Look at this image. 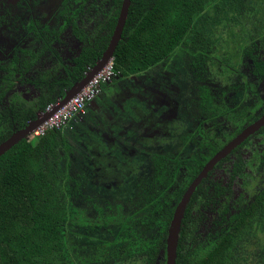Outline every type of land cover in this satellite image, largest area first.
I'll list each match as a JSON object with an SVG mask.
<instances>
[{
  "label": "trees",
  "instance_id": "1",
  "mask_svg": "<svg viewBox=\"0 0 264 264\" xmlns=\"http://www.w3.org/2000/svg\"><path fill=\"white\" fill-rule=\"evenodd\" d=\"M261 1L131 0L112 57L115 75L102 86L98 103L111 113L120 114L122 111L110 100L120 86H128L131 79L159 73L165 68L171 76L175 64L183 67L187 80L192 77L199 83L195 91L200 123L218 117L233 124L240 117L246 123L252 122L264 103V15H261L264 0ZM121 2L64 0L58 27L44 26L41 30L27 17L29 8L24 7V15L15 18L1 2L4 14L0 21L6 28L24 27L36 39L25 46L20 36L17 37L15 45L1 58L0 143L35 120L48 105L63 99L95 65L109 43ZM95 4L101 12L94 10ZM91 11L104 17L103 22L94 23L98 29L92 33V27L86 24ZM8 21L12 22L7 24ZM66 30L78 47L70 60L62 58L55 45L62 43L60 36ZM36 40L39 46L35 45ZM177 52L185 57L179 65L175 63L178 58H172ZM165 60L162 67L158 66ZM47 63L50 66L43 67ZM235 77L239 79L232 80ZM252 79L261 83L260 96L257 85L250 83ZM17 84L38 91L37 100L31 106L4 101ZM240 87L243 96L234 103L232 90L239 91ZM123 96L126 99V91ZM131 96L134 97L121 102L125 110L137 101L136 95ZM67 126L49 130L33 141L23 139L0 156V264H52L54 260H69L73 264H156L160 254L162 261L158 264H165L167 229L175 208L166 190L173 181L175 169L165 166L164 158L170 159L172 153L149 152L153 172L149 179L142 180L137 192L129 194L132 195L127 202L97 200L99 203H96V198L83 196L84 205L91 206V213L86 207L75 205L81 198L82 176L75 179L68 173L69 154L74 151L69 140L76 133L72 125H69L71 131ZM85 136L76 134L74 140L80 141ZM90 140L86 153L93 159V152L98 149L101 153L103 146L94 134ZM92 141L98 144L96 148ZM218 145L215 142L201 159L190 157L189 160L196 161L200 169ZM206 146L199 144V147ZM138 157L128 159L139 161ZM175 157L177 161L179 156ZM237 169L242 170L235 164L234 174ZM205 184L203 180L197 186L185 210L175 264H232L238 246L249 235L257 237L263 228L264 186L248 204L241 206L233 200L237 203L226 205L218 212L207 238L198 239L196 224L201 226L203 214L210 209L217 211L224 194L229 192L218 182L207 187ZM194 202L203 204L197 216L192 214ZM83 243L91 256L86 259L79 255L78 246Z\"/></svg>",
  "mask_w": 264,
  "mask_h": 264
},
{
  "label": "flooded vegetation",
  "instance_id": "2",
  "mask_svg": "<svg viewBox=\"0 0 264 264\" xmlns=\"http://www.w3.org/2000/svg\"><path fill=\"white\" fill-rule=\"evenodd\" d=\"M2 14L4 13H1V3H0V17ZM29 16L30 15H28L27 17ZM0 23L1 26L2 24H5L1 21ZM159 73L157 71H155L154 73L151 72L150 74L152 75L157 74L154 77H150L148 76V74L141 75L139 79L130 80L129 81L130 84H128V86L121 87L118 84L120 86V90H118L119 92L117 91L118 93L115 91V93H113V95L110 97V100L122 111L120 114H114L111 113L110 111L108 112L103 111L105 107H103L100 103H98V97H99L98 96L89 105H87V108L84 113L86 115L82 116L81 118L77 117L73 121L80 119L79 120L80 126L84 127V129L86 130L84 134L82 135L80 134L81 136L86 135L85 137H81L80 140L83 141L82 145L85 148V150L87 145H90L89 143H91L90 136L93 135V133H95L96 136H98L101 139V145L103 146V151L99 153L98 149H96V151L93 152L95 153V156L92 161L93 162L95 161L97 164L95 165L94 162L93 163L94 166L99 167L98 170L101 173L103 174L107 173L108 175H105V177H107V179L108 177H110L108 181H110L111 182L110 184L114 186L117 185L124 186L128 183L127 186H130L131 189V186L133 185L130 191V193L132 194H133V189H135L134 192H137L138 189L140 188V185L142 184L141 182H143L142 180L149 179L153 172L152 163L150 161V155H149V152L152 150L151 148L158 147L157 150H152L157 154L172 153V157H170V159L164 158L165 166L168 167L170 166L171 168L175 169V175L173 177V181L171 185L167 188L166 193L169 195L171 203H173L175 205L174 207H176L179 201L181 200L183 194L185 193V191L188 189L190 184L195 180V178L199 175V173L202 171V169L205 167L208 161L218 151H220L226 144H228L231 140H233L240 132H242L247 126L251 125L262 115H264V113H262L263 110L261 108L262 105L261 104L260 110L255 115L256 119H254L250 123H246L245 118H241V117L238 118L236 120L237 122L234 124L230 123L227 119L225 120L224 117H218L214 120L212 119L200 123L198 120L199 119L198 117H200V113L197 110L198 97L196 95L195 90H194V94H195L194 97L192 96L190 97L192 103L190 106H188L190 107L189 112L183 111L185 108H187L186 104L179 105L178 101L174 102V100L168 98L165 93L166 90L169 88L175 93L181 95V97L179 98H181L182 100L183 98L182 95H185V93H182V90L179 89V86L177 85L176 81L179 80V78L184 79L183 74H180L181 76L178 75L175 78L176 80H173L174 81L173 82L168 78L169 72H167L165 69H162ZM171 73L172 76L174 73L173 72ZM148 78H150L149 82L154 86V88H151L150 86L145 87L141 83V81ZM239 83L243 85L242 81H239ZM250 83L257 85V89L259 91V96H260L261 83L258 82L256 79H252ZM241 88L242 87L239 88L240 89L239 92L241 91ZM125 91L127 92L126 99L123 96ZM121 95L123 96V98H120ZM131 95H136L134 99H136L137 102L140 103V105L141 103L142 104L144 103L146 105L148 109L146 113H140V109L138 108L137 110L136 106L133 105V103H130L126 110L122 107L121 102L129 100L130 97H134ZM116 98L117 99L120 98V100H117ZM231 99L234 102L233 98ZM253 99L254 101H256L257 98L254 96ZM234 103H238V102H234ZM152 104H154L155 106ZM128 110L131 113L130 112L127 113ZM132 113L136 115L138 121L140 120V124L142 126L143 134L142 135L139 134V142L137 144V147L140 148V152L145 155V158L139 161L138 160L132 161L128 159L129 156H127L126 158L123 156V159L125 158L123 160L122 158H118L116 155L118 151L120 152V155H122L123 153L119 145V144L122 145L123 142L120 143L121 138L119 136L134 135L132 134L133 132H131V134L127 133L126 131L128 128L125 127L126 125L130 126L133 123ZM188 122H191L190 125L191 128L187 126ZM228 125H231L233 128L230 130V127ZM215 126H217L216 130L214 129ZM90 131H92L93 133ZM263 131H264V126L260 127L253 134L249 135L245 140H243L240 144L234 147L229 154H227L224 158L219 160L207 172V175L201 180V182L203 180H206L205 187L218 182L222 186L230 190L231 185L229 183L232 181L233 182L232 189L235 188L238 191L236 195L237 197L236 200H238V196L241 194V190L239 189V183L244 180V175L246 174L244 167L246 165L244 166L245 161L242 159V156L240 155L239 157L238 156L235 157L236 156L235 154H237V152L241 148L244 149L246 145H250L251 142L253 143L256 142L258 136L260 137ZM114 133L118 134L116 136L118 137L119 143H116V138L114 137ZM159 139L160 141L158 142ZM146 140L152 141L153 144L147 143ZM92 142L94 144V147L96 148L98 144L95 141ZM215 142L219 144L217 151L202 164V167L200 169H198L199 165L196 163V161L189 160V158L196 157L198 159H201V155L208 154V150L211 148L213 144H215ZM199 144H203L207 146L199 147ZM129 155L130 157L133 158L135 155L138 154L135 153V150H133ZM175 155L179 156L177 157L178 158L177 161H175V159L173 158L175 157ZM234 157L235 160L232 161V158ZM235 164L241 167L242 170L237 169L236 173L234 174L233 168ZM107 166L110 168L106 169ZM223 166L224 167L227 166L228 171H224ZM220 169H223L222 178L218 179V177L216 178L213 177V174ZM122 170H125V172L126 170H128L130 176L133 173L136 179L135 182L132 181L128 182L129 180L128 178L121 179L124 178L123 176L120 179H118V175ZM122 174H124V171L122 172ZM237 181H238V188L235 187ZM180 185L181 187L177 188ZM196 188L192 192L189 202L192 196L194 195ZM210 191L211 190L209 189L208 192ZM227 194H229L228 191L224 194L223 198ZM131 195H128V198H130ZM175 201L177 202L175 203ZM238 201H240V199ZM196 203L197 202H194L191 206L192 214H194L193 208L196 205ZM248 203L249 202H247V204Z\"/></svg>",
  "mask_w": 264,
  "mask_h": 264
},
{
  "label": "rangeland",
  "instance_id": "3",
  "mask_svg": "<svg viewBox=\"0 0 264 264\" xmlns=\"http://www.w3.org/2000/svg\"><path fill=\"white\" fill-rule=\"evenodd\" d=\"M64 0H0V3L3 2L4 5L3 7L10 9V13L13 17H19V16H23L24 15V7L25 8H29V13L30 16L29 18L31 19V22H33V24L35 25V27L37 28V30H41L42 27L44 26H48L50 28H57L58 25L60 24V21L58 19V15L60 13V9H61V4ZM260 2H262L261 0H258ZM21 2L20 6L18 7V3ZM94 10H98L99 12H101V10L99 9V5L95 4ZM264 15V5L261 8V15ZM26 17V16H25ZM24 17V18H25ZM89 20L87 21L86 24L89 25V27H92V30L90 31V33L96 31L98 29V25L94 26V23L96 22H103L104 21V17L102 16L101 13H96L95 11H91L90 12V16L87 17ZM12 21H8L7 24H10ZM20 36V39L22 40V43H25L26 45H29L30 43H34L35 41V36L34 33L31 31H28L26 28L24 27H19L16 26L15 28H6L5 24L0 23V61L1 58L3 59L4 54H6L5 52L10 50L11 47L13 45H15L17 37ZM62 38V43H58L55 44L56 47H58L59 50V55L64 58L65 60H70L72 57H74V55L77 54V44L72 40V38L70 37L68 31L66 30L64 32L63 36H60ZM37 42V43H36ZM36 44L35 45H40L38 43V41L36 40ZM20 43V42H19ZM21 43V46H22ZM37 48H35L36 50ZM172 58L177 59L178 61H176L175 63L178 64L179 61H183V59L185 58L183 56V54L181 52H177ZM166 60L161 63L158 66H161L162 64H165ZM49 63L44 64L43 67H49L48 66ZM175 67H172V71H173V79L170 78L172 76H170L168 74L169 79L172 80H176L175 78L180 74H184V69L183 67L180 65V68H178L175 64H173ZM179 65V64H178ZM163 66V65H162ZM161 66V67H162ZM42 67V68H43ZM177 68V70L175 69ZM166 69V68H165ZM170 69V68H169ZM179 69V70H178ZM245 70V68H244ZM160 74V73H159ZM157 75V74H156ZM156 75H152L150 73H148V76L150 77H154ZM184 79L179 78V80H177V85L179 86V89L182 90V93H185V95H182V100L181 95L175 93L174 91L170 90L169 88L166 90V95L168 98H171V100H174V102L178 101L179 105L180 104H186L187 108H185L183 111H190V106L192 101L190 99V97H194V90H195V85H199V83L194 82L192 77H189L188 80H186L187 78V74L183 75ZM139 79V78H137ZM149 79H144L143 81H141V83L147 87L150 86L151 88H154V86L149 82ZM160 79V78H159ZM239 77H235L232 80H238ZM132 80V79H131ZM182 81V82H181ZM174 82V81H173ZM189 82V84H187ZM233 82V81H232ZM128 84H130V82H128ZM185 89V90H184ZM239 89V88H237ZM116 90V89H115ZM233 93H231L232 98L234 100V102H238V100L240 99V97L242 96L241 91H236L235 89L232 90ZM264 94V91H263ZM12 95V96H11ZM38 97V91L35 90L33 87H29L23 84H17L15 86V90L11 91L8 96L5 98V102L6 104H10L11 101L14 102L15 104H17V106H19L20 104H25L26 107L31 106L32 103L35 102V100H37ZM16 100V102L14 100ZM133 105L136 106L137 110L138 108L140 109V113H146L147 112V107L146 105L143 103H138L137 101H134ZM184 108V106H183ZM262 110L264 109V103L261 105ZM88 110V109H87ZM103 111L108 112V109H104ZM130 111L128 110L127 113H129ZM131 113V112H130ZM41 113H39L37 116H39ZM133 114V113H132ZM86 114H82V116H85ZM133 120H132V125H126L125 127H127V133L131 134V132H133L132 134L134 135H129V136H119L120 139V143L123 142V144H119L123 153L122 155H120V152L118 151L116 153L118 158H122L123 156L126 158L127 156L130 157V153L131 151L135 150V153L138 154V158L140 160L145 158V155L142 154L140 152V148L137 147V144L139 142V134L142 135V126L140 124V120L138 121V118H136V115L133 114L132 115ZM80 119H77L75 121H71L68 126L66 127V129L70 130L69 125H72L73 130L75 131L76 134H84L85 133V129L84 127L80 126ZM220 122V121H219ZM217 122V123H219ZM221 124V123H220ZM191 122H188L187 126H189L191 128ZM133 126V127H132ZM230 127V130L233 128L231 125H228ZM188 127V128H189ZM208 127V126H207ZM228 127V128H229ZM217 126L214 127V129L216 130ZM207 129V128H206ZM92 132V131H90ZM33 133V132H32ZM31 133V135H29L26 140L28 141H33L34 140V135ZM93 133V132H92ZM73 137V135L70 138V145L73 147L74 151L72 153L69 154V161L71 163V166L69 167V175L72 178L75 179H79V176H82V180L80 182V194H81V198H79V200H77V202L75 203V205L79 208H83L86 207L89 212L92 213L91 206L89 203H87L86 205H84V201H83V196H87L89 195L90 198H96L94 200V202H105V200L108 201H128V195L130 194V191L133 187V185L131 186H127L128 183L124 186L122 185H117V186H112V187H107V185H109L111 182L108 181L107 177H105V175H108L107 173L103 174L101 173L98 169L99 167H95L94 166V162L92 161L93 159L90 157V155H88L86 153L85 148L82 145L83 141H79L77 140V142L74 140L76 137ZM94 136L96 135L95 133H93ZM118 135L117 133H114V137L116 138V143H119L118 141V137L116 136ZM152 150H157L158 147H152ZM235 157H239L240 155L242 156V159L245 161L244 162V169L246 174L244 175V180L242 182L239 183V189L241 190V194L238 196V200L240 199V201L236 200L237 197V193L238 191L233 188L232 189V185L233 182L231 181L229 184L231 185V189L229 190V194H227L222 200L219 206V209L217 211H214L212 209L209 210V212H206L203 214V222H204V228H202L203 226V222L201 223V226L198 227L196 224V234L197 236L199 235L200 238L198 239H206L208 236V231H210V229H212L213 227V223L214 220L217 219V215L218 212L227 205L230 206L232 203H237L236 201H238L239 205L243 206L244 204H246L247 202L252 201V199L254 198L255 195L258 194V192L261 190V188L264 186V131L262 132L261 136L257 138L256 142H251L250 145H246L245 148H241L237 154H235ZM235 157L232 158V161L235 160ZM124 158V159H125ZM123 159V160H124ZM95 165L96 162H95ZM103 166V165H102ZM224 171H228L227 166L224 167L223 166ZM223 169L217 170L214 174L213 177H218V179H221L223 176ZM124 171V174H122V172ZM132 173V172H131ZM102 176V177H101ZM124 178H121V177ZM129 179V181L135 182V176L132 175L130 176V173L128 170H122L120 172V174L118 175V179ZM100 184V187H95V185ZM184 184V183H183ZM182 184V187H183ZM178 185V184H177ZM176 185V186H177ZM105 186L107 187L105 189ZM175 186V187H176ZM174 187V188H175ZM181 187L178 186L177 188ZM235 187L238 188V181L237 184H235ZM176 189V188H175ZM135 189H133L134 191ZM174 194V192H173ZM98 198V199H97ZM98 200V201H97ZM236 200V201H233ZM98 202V203H99ZM203 204L202 203H196V205L193 208L194 211V216H197L198 211H200L199 209L201 208ZM202 215V214H201ZM201 215L199 217H201ZM89 217H92V214H88ZM200 220V218H199ZM261 231H259L257 233V237H253L252 235L247 236V238L244 240V242L238 246L237 250H236V254H235V258L232 260V264H264V225L263 228L260 229ZM193 232L195 230H192ZM195 234V232H194ZM197 243H199V241L197 240ZM84 247H87V245L85 243H83V245H79L78 249H79V255L83 258H87V257H91L90 255H88L89 249L88 250H84ZM85 251V253H84ZM162 254L158 255V260L156 262V264L160 263L162 261ZM52 264H73L71 261L69 260H65V261H59V260H54V262ZM90 264H108V263H104V262H100V263H96V262H92Z\"/></svg>",
  "mask_w": 264,
  "mask_h": 264
},
{
  "label": "water",
  "instance_id": "4",
  "mask_svg": "<svg viewBox=\"0 0 264 264\" xmlns=\"http://www.w3.org/2000/svg\"><path fill=\"white\" fill-rule=\"evenodd\" d=\"M131 0H122L119 14L116 20L115 27L110 37L109 43L103 52L101 58L96 61L95 65L85 73L84 77L77 83H75L66 93L63 99H61L57 106L52 111L45 112L36 117L35 120L27 123L23 128L14 131L5 141L0 143V156L8 151L11 147L16 145L23 139H26L40 124H42L55 110L60 108L66 102H68L73 96H75L85 85L93 78L113 57L115 48L121 38L122 31L125 25V21L128 14V9ZM264 126V115L247 126L242 132H240L233 140L226 144L220 151H218L205 165L199 175L190 184L188 189L183 194L181 200L175 207L169 227L167 229L166 247H165V264H175L176 250L178 245V239L181 229L182 219L184 217L185 209L189 202L192 192L201 180L207 175V172L222 158H224L230 151L245 140L249 135L253 134L260 127Z\"/></svg>",
  "mask_w": 264,
  "mask_h": 264
},
{
  "label": "built area",
  "instance_id": "5",
  "mask_svg": "<svg viewBox=\"0 0 264 264\" xmlns=\"http://www.w3.org/2000/svg\"><path fill=\"white\" fill-rule=\"evenodd\" d=\"M114 75L113 59H111L93 78L89 80L82 90L60 108L55 110L33 131L32 134L34 135V139L43 136L45 132L49 130L64 128L75 118L84 114L87 105H89L100 94L102 86L110 82ZM59 101L48 105L41 114L52 111V109L58 105Z\"/></svg>",
  "mask_w": 264,
  "mask_h": 264
}]
</instances>
